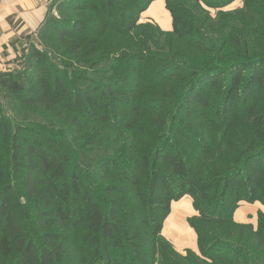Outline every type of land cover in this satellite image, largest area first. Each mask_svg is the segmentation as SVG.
<instances>
[{"label": "trees", "instance_id": "obj_1", "mask_svg": "<svg viewBox=\"0 0 264 264\" xmlns=\"http://www.w3.org/2000/svg\"><path fill=\"white\" fill-rule=\"evenodd\" d=\"M153 1L59 0L0 72L43 120L0 109V264H264V213L233 219L264 208V0H164L169 32L139 23ZM183 198L185 255L162 236Z\"/></svg>", "mask_w": 264, "mask_h": 264}, {"label": "crops", "instance_id": "obj_2", "mask_svg": "<svg viewBox=\"0 0 264 264\" xmlns=\"http://www.w3.org/2000/svg\"><path fill=\"white\" fill-rule=\"evenodd\" d=\"M46 12V0H1L0 27L3 31L6 32V34L4 38H0V48L2 50V47L6 46V53H8V55L5 54L6 59L10 60L14 58V54L16 52L13 49L14 46H16V44L18 43H22L21 39L24 35H31L36 32L37 28L45 18ZM148 13L149 16H144L145 18L154 19L155 23H157L163 31H171V18L168 11L165 9L164 0H156L155 3L153 5H150L148 9L141 15H147ZM147 21L149 20H145L144 22ZM11 38L14 39L12 43H15L10 47L7 43L11 42ZM186 201L189 202V204L185 203V205L188 204L190 206V209H192V212H190V215H187L186 213L184 214L183 228L185 227V230L182 231L184 232V236L191 235L193 241L191 243L189 242L188 245H185L186 237H179V232L177 231V229H173L171 235L165 233V223L168 222V219L173 214V206L177 205L174 204L175 202L171 204L170 213L165 219L162 229V236L167 239L172 244L174 249L180 254H183L186 250L197 253L196 235L187 224L188 218L193 217L196 213L193 210L191 201L189 199H187ZM252 207H254V211H257L254 215H252ZM258 211L264 213V208L259 203H255L253 205L241 204L235 211L233 219L236 223L251 224L254 228H256ZM181 215L182 214H180V216Z\"/></svg>", "mask_w": 264, "mask_h": 264}, {"label": "rangeland", "instance_id": "obj_3", "mask_svg": "<svg viewBox=\"0 0 264 264\" xmlns=\"http://www.w3.org/2000/svg\"><path fill=\"white\" fill-rule=\"evenodd\" d=\"M47 1V12L45 15V18L43 19L42 23L40 24V26L37 28L36 32L29 35H24L21 39L22 43H18L16 44V46H14V58L13 59H6L5 54L8 55V53H6V46L2 47V50L0 48V60L3 62L4 64V71L5 70H9V71H13V70H22L23 66H25V64H31L33 61L30 59L29 54L31 52L32 48H36V49H40L43 50V45H42V39L39 37L40 31H41V27L42 24L45 21H48L50 18H56L58 19V17L61 15V9H60V3L59 0H46ZM156 0H154L151 5H153L155 3ZM242 1L243 0H235L230 7L226 8V9H237L240 8L242 6ZM1 2V0H0ZM212 15H214V11H210ZM144 16H149V13L147 15H140V20L139 23H144L145 20H149L152 24L157 25L160 29L161 27L155 23L154 19L152 18H145ZM162 24V23H161ZM162 30V29H161ZM163 31V30H162ZM165 32V31H164ZM6 32L2 30V28L0 27V38L1 37H5ZM11 42L7 43L10 47L12 44L14 39L11 38L10 39ZM5 60V61H4ZM8 60V61H7ZM0 109L1 111H3L4 113H6L8 116H10L11 118H18V119H24V120H35L38 122H43L42 119H39L38 115H35L31 112H27L24 110H21L17 104L11 99V98H7L4 95V91L0 88ZM57 126L56 123H54V127ZM56 130L58 131V133H62L63 134V129L61 130L60 127H57ZM188 198H183L181 200H179L178 202H175L173 206V214L172 216L168 219V222L165 223V233L168 235L172 234V230L173 229H177V231L179 232L178 236L183 238L184 236V214L186 213L187 215H190V212H192V209H190V206L188 205L189 202H187ZM186 201V202H185ZM179 203V204H178ZM185 203H188L187 205H185ZM253 211H252V215H254L257 211H254V207ZM194 210V209H193ZM188 212V213H187ZM259 212V211H258ZM180 214H182L180 216ZM258 214V213H257ZM187 226V224H186ZM183 230V231H182ZM186 237V242L185 245H188L189 242L191 243L193 240L191 235H187L184 236V238ZM191 240V241H190ZM185 255V252L182 254Z\"/></svg>", "mask_w": 264, "mask_h": 264}, {"label": "built area", "instance_id": "obj_4", "mask_svg": "<svg viewBox=\"0 0 264 264\" xmlns=\"http://www.w3.org/2000/svg\"><path fill=\"white\" fill-rule=\"evenodd\" d=\"M4 64L3 62L0 60V72H3L4 71Z\"/></svg>", "mask_w": 264, "mask_h": 264}]
</instances>
